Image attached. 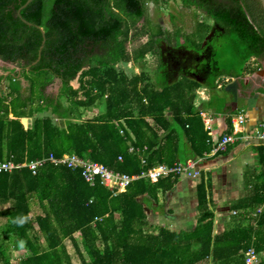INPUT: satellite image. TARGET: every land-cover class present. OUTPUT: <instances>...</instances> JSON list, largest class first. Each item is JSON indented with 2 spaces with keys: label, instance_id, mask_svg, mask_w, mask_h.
<instances>
[{
  "label": "trees",
  "instance_id": "trees-1",
  "mask_svg": "<svg viewBox=\"0 0 264 264\" xmlns=\"http://www.w3.org/2000/svg\"><path fill=\"white\" fill-rule=\"evenodd\" d=\"M148 1L159 0H33L20 13L32 24L29 27L17 14L27 0H0V60L22 68L20 77L28 82L23 92L17 74L9 75L8 92L0 94V161L24 163L74 153L132 176L158 164L174 167L212 153L221 138L212 134L193 107L198 85L177 82L158 90L145 71L128 78L117 70L119 64L132 60L121 38L127 36L122 15L144 18ZM178 1L225 27L229 36L224 45L235 46L243 65L264 55V10L258 0L250 4ZM36 26L44 31L45 44L39 62L32 65L42 42ZM155 42L157 35L137 50L133 60L155 53ZM79 75L84 78L83 98L70 85ZM54 80H59L60 99H66V104L46 94ZM106 92L104 112L79 120ZM31 118V126L25 127L24 119ZM231 130L230 123L227 132ZM256 150L264 154V146ZM253 178L245 176L251 196L231 206L243 210L233 217L234 225L215 236L211 187L205 178L197 186L194 231L171 233L162 228L153 235L144 231V199L155 201L159 193L172 190L179 180L176 175L156 183L139 179L124 193L112 196L98 182L90 186L80 171L62 165L45 164L36 175L27 168L0 174V217L6 220L0 227V264H73L66 240L79 264H199L207 258L215 264L227 263L252 247L254 234L253 248L261 254L264 238L259 244L258 237L264 236V209L256 226L250 214L264 205V174ZM33 202L40 209L35 215ZM9 234L22 257L9 256L4 237Z\"/></svg>",
  "mask_w": 264,
  "mask_h": 264
},
{
  "label": "crops",
  "instance_id": "crops-1",
  "mask_svg": "<svg viewBox=\"0 0 264 264\" xmlns=\"http://www.w3.org/2000/svg\"><path fill=\"white\" fill-rule=\"evenodd\" d=\"M210 26L211 29L206 30L208 31L206 36L200 43L195 44L196 50L205 54L204 58L215 53V47L224 45V43L219 44L218 39V44L209 41V37L214 32L213 25ZM161 43L165 42H160L157 45H160V49L163 51V47L166 45H161ZM166 47L169 50L170 46ZM185 47L190 49L189 43ZM153 54L155 55L152 56L158 58L162 64L158 53ZM212 56L214 59L215 56ZM254 59L258 60L257 66L249 67ZM126 64L129 65L130 62ZM138 66L139 72L133 76L140 75L144 71L145 65ZM117 68L124 69L123 64H119ZM236 68L238 69L231 72L222 69L203 71V66L199 70H191L172 65L168 71L167 67L162 64L160 72H155L151 81L158 90L163 85H173L177 82H183L185 85H198L199 87L194 90L193 107L199 115L203 114L202 117L200 116L202 120L203 117L209 120V125L206 126L212 128V134L221 138L224 134H230L227 131L232 117L237 115L246 117L245 133L251 132L264 120V55L259 58H251L247 63L238 65ZM167 115L170 117L169 114ZM149 122L152 124V121L149 120ZM258 146L262 145L245 137V139L230 145L225 153H211L196 161L201 174L200 179L180 177L172 190L159 193L155 201L144 199L146 202L143 206L147 212V224L144 231L153 235L158 234L159 229L162 228L171 233L194 231L198 218L197 186L201 179L205 178L211 187V200L215 212L214 234L220 236L230 226L234 225L233 217L243 211L233 210L232 204L250 197L252 194V188L245 186V176L254 177L255 180L264 174V154H260L261 152L256 150ZM252 224L256 226L255 223ZM256 238L257 236L254 234L251 240L252 247L257 242ZM262 238L264 236L258 237L259 244H262ZM261 254L263 255L262 264H264V251ZM199 264L215 263L211 258H207ZM219 264H244V252L240 251L239 257L232 258L227 263L221 262Z\"/></svg>",
  "mask_w": 264,
  "mask_h": 264
},
{
  "label": "rangeland",
  "instance_id": "rangeland-1",
  "mask_svg": "<svg viewBox=\"0 0 264 264\" xmlns=\"http://www.w3.org/2000/svg\"><path fill=\"white\" fill-rule=\"evenodd\" d=\"M147 14L142 19H135L132 16L122 17L125 20V30L127 36L123 35L121 38L126 42L127 52L130 56V64L127 65L123 63V68H118L117 70L123 71L128 78H131L133 74L139 72L138 65H145L144 71L151 79L155 76L157 72V67L164 66L167 67L168 71L172 65H175L180 68H189L191 70H199L203 66V71H218L222 69L223 71L231 72L235 69H238V65H243L240 61V54L236 51L233 44H226L223 46L215 47V53H211L208 57L204 53L197 51L195 44L200 43L203 37L206 36L207 32L211 29V24L213 25V35L209 37V41L212 43L219 44L226 42V36H229V33L225 27L220 24H215L214 21L208 19L202 12L198 11L193 7H187L183 5L181 1L173 0L164 2L159 0L158 2L148 1L146 3ZM50 10V4L46 10V14ZM205 30V31H204ZM208 30V31H206ZM162 33V34H161ZM159 34V35H158ZM157 35V43L155 42L156 52L158 57L161 60L158 61L153 53L149 54L147 57H144L142 61L135 62L133 57L138 49L142 46L151 42L152 38ZM161 45L170 46L169 50L166 46L163 47V51L160 49ZM187 49L185 45H188ZM196 47V48H195ZM214 55V59L213 56ZM17 74V68L14 65L4 63L0 60V94H5L8 92L6 81L9 75L14 76ZM84 78L78 76L73 80L70 85L74 90H79L83 98L82 91L80 89ZM17 83L20 89L24 92L28 88V82L21 77H17ZM152 83V81H151ZM141 84V83H140ZM145 84V83H144ZM142 83V85H144ZM109 85L106 86L108 90ZM6 90V92H5ZM46 94L52 96L53 98L60 99V82L57 80L52 81V83L46 88ZM95 94V93H94ZM108 92L103 97V99L97 100L95 105L84 112L79 120L86 121L95 116L100 115L105 110V100L107 98ZM63 104L67 103L66 99H60ZM37 115V114H36ZM35 115V117H36ZM79 115V114H78ZM33 122V119H24L23 123L25 127H30ZM56 123L63 127V121H56ZM33 211L32 214L40 213V209L37 204L32 203ZM7 208V207H6ZM6 224L5 217L0 218V227H3ZM7 239L6 245L8 246V254L11 258L16 259L22 257L23 252L16 250L13 245V239L9 235L4 236ZM41 243L44 245V241L41 236H39ZM66 248L68 253L72 256L73 264H78L77 256L74 253L71 243L65 241Z\"/></svg>",
  "mask_w": 264,
  "mask_h": 264
},
{
  "label": "built area",
  "instance_id": "built-area-1",
  "mask_svg": "<svg viewBox=\"0 0 264 264\" xmlns=\"http://www.w3.org/2000/svg\"><path fill=\"white\" fill-rule=\"evenodd\" d=\"M258 60L254 59L249 64V67H256ZM202 117L203 114H200ZM203 121L208 126L209 120L203 117ZM232 132L230 134H224L221 137L219 144L213 149L212 153H224L227 148L241 141L247 137L251 141L264 146V120L261 121L251 132L245 133L244 126L246 124V117L244 115H237L231 118ZM120 134H123L121 131ZM130 152L133 148H130ZM119 160H121L119 158ZM45 164L62 165L72 171H80L83 180L90 186H94L97 182L104 188L112 192V196L124 193L128 186L139 179H145L151 183H156L160 179H165L171 175L180 177H190L192 179H200L201 174L197 168V163L194 160H187L183 164H177L174 167H168L165 164H158L153 168L142 172L139 175H127L109 170L105 166L90 162L88 160L81 159L74 153L64 154L61 158H56L53 154L44 157L40 160L24 163H15L13 161H0V174L13 173L14 171L27 168L33 175H36L39 169ZM141 164H145L144 160H141ZM264 205L256 209L254 213H251L252 223L256 224V219L263 212ZM233 214H236L233 212ZM262 254L258 253L253 247H250L244 252L245 264H262Z\"/></svg>",
  "mask_w": 264,
  "mask_h": 264
},
{
  "label": "water",
  "instance_id": "water-1",
  "mask_svg": "<svg viewBox=\"0 0 264 264\" xmlns=\"http://www.w3.org/2000/svg\"><path fill=\"white\" fill-rule=\"evenodd\" d=\"M33 0H27V2L18 10V12H17V14H18V16H19V18L21 19V21L23 22V23H25L27 26H29V27H31L32 26V24L31 23H29V22H27V21H25L22 17H21V11L24 9V8H26L31 2H32ZM258 2L260 3V6H261V8L264 10V0H258ZM37 27V29L40 31V33H41V35H42V42H41V46H40V48H39V51H38V58H37V60L32 64V65H35V64H37L38 62H39V60H40V57H41V52H42V49H43V47H44V44H45V34H44V31H43V29L41 28V27H38V26H36ZM30 69V67H27L26 68V70H29ZM22 73V68H17V77H20V74ZM58 82H59V80H57Z\"/></svg>",
  "mask_w": 264,
  "mask_h": 264
},
{
  "label": "flooded vegetation",
  "instance_id": "flooded-vegetation-1",
  "mask_svg": "<svg viewBox=\"0 0 264 264\" xmlns=\"http://www.w3.org/2000/svg\"><path fill=\"white\" fill-rule=\"evenodd\" d=\"M245 1H246L247 4H250V1H251V0H245Z\"/></svg>",
  "mask_w": 264,
  "mask_h": 264
}]
</instances>
